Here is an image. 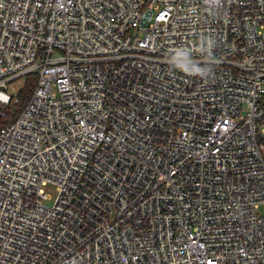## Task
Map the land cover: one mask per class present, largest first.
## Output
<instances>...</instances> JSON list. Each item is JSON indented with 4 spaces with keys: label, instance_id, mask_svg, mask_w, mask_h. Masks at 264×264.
Returning a JSON list of instances; mask_svg holds the SVG:
<instances>
[{
    "label": "built area",
    "instance_id": "built-area-1",
    "mask_svg": "<svg viewBox=\"0 0 264 264\" xmlns=\"http://www.w3.org/2000/svg\"><path fill=\"white\" fill-rule=\"evenodd\" d=\"M29 75L0 264H264V0H0Z\"/></svg>",
    "mask_w": 264,
    "mask_h": 264
},
{
    "label": "trees",
    "instance_id": "trees-1",
    "mask_svg": "<svg viewBox=\"0 0 264 264\" xmlns=\"http://www.w3.org/2000/svg\"><path fill=\"white\" fill-rule=\"evenodd\" d=\"M35 85L36 77L29 75L23 88H21L20 91L17 92L16 97L13 98V100L9 104L2 105L0 103V131L8 124L15 121L16 118L20 115L27 102L29 101L31 94L34 91Z\"/></svg>",
    "mask_w": 264,
    "mask_h": 264
},
{
    "label": "rangeland",
    "instance_id": "rangeland-1",
    "mask_svg": "<svg viewBox=\"0 0 264 264\" xmlns=\"http://www.w3.org/2000/svg\"><path fill=\"white\" fill-rule=\"evenodd\" d=\"M27 80V77L19 78L13 82H10L8 84V90L11 94L17 93L20 91L21 88H23L25 82ZM46 192L51 195V200H48L49 203H53L55 197L57 196V189L56 186L53 184H50L46 187Z\"/></svg>",
    "mask_w": 264,
    "mask_h": 264
}]
</instances>
